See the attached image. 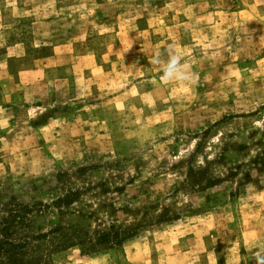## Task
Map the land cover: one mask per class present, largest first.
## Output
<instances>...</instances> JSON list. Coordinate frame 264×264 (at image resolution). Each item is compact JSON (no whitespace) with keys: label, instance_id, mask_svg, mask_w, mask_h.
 Masks as SVG:
<instances>
[{"label":"rangeland","instance_id":"obj_1","mask_svg":"<svg viewBox=\"0 0 264 264\" xmlns=\"http://www.w3.org/2000/svg\"><path fill=\"white\" fill-rule=\"evenodd\" d=\"M169 53L195 85L160 79ZM9 202L34 233L61 227L42 264H255L264 0H0ZM110 228L132 235L88 250ZM63 232L81 244L54 251Z\"/></svg>","mask_w":264,"mask_h":264},{"label":"trees","instance_id":"obj_2","mask_svg":"<svg viewBox=\"0 0 264 264\" xmlns=\"http://www.w3.org/2000/svg\"><path fill=\"white\" fill-rule=\"evenodd\" d=\"M28 211H30L28 206L17 203H11L3 209V213L0 215V264H42L45 255L38 251L35 242L45 239L61 229L60 226H56L37 233L26 229L29 228ZM131 235L129 232L119 235L116 230L110 228L99 234L88 250L95 251L94 248L97 246L105 248L119 245ZM71 236L70 233L63 232L61 243L56 244L53 250L58 251L74 244H81V239L73 241Z\"/></svg>","mask_w":264,"mask_h":264},{"label":"clouds","instance_id":"obj_3","mask_svg":"<svg viewBox=\"0 0 264 264\" xmlns=\"http://www.w3.org/2000/svg\"><path fill=\"white\" fill-rule=\"evenodd\" d=\"M182 57L169 53L166 57L156 54L151 58V64L156 66L160 73V79L165 83L186 82L195 85L198 82L197 73L182 63ZM250 248L257 247L255 241H250ZM255 264H264V247L258 248L254 255Z\"/></svg>","mask_w":264,"mask_h":264}]
</instances>
